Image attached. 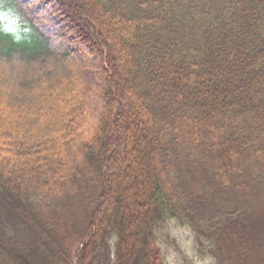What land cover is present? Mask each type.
<instances>
[{
	"label": "trees",
	"instance_id": "obj_1",
	"mask_svg": "<svg viewBox=\"0 0 264 264\" xmlns=\"http://www.w3.org/2000/svg\"><path fill=\"white\" fill-rule=\"evenodd\" d=\"M84 2L101 22L81 0H0L21 27L14 35L0 22V64L32 73L47 67L58 57L56 22L66 16L93 39L102 62L82 74L111 64L116 85L114 96L89 103L96 120L83 111L86 102L77 108L67 101L83 114L71 120V139L89 138L76 162L51 158L61 149L56 142L45 155L40 146L31 154L0 149L9 153L0 163V264H23L29 256L34 264H74L73 258L76 264H130L134 243L132 249L125 239L135 240V226L144 233L139 264L146 258L162 264L150 236L173 220L204 242L201 255L219 234L232 256L238 247L232 239L246 244L252 227H264L263 209L244 208L264 206V0ZM107 18L122 26H107L104 38L100 25ZM40 81H21L20 90ZM133 131L147 140L140 151ZM25 157L40 167L24 168ZM64 221L84 227L62 236ZM30 223L36 224L31 231ZM20 226L24 230H16ZM18 236L29 246L22 256L11 247ZM221 246L218 241L216 252L227 264ZM260 247L244 264H264V238Z\"/></svg>",
	"mask_w": 264,
	"mask_h": 264
},
{
	"label": "rangeland",
	"instance_id": "obj_2",
	"mask_svg": "<svg viewBox=\"0 0 264 264\" xmlns=\"http://www.w3.org/2000/svg\"><path fill=\"white\" fill-rule=\"evenodd\" d=\"M51 4L54 8H57L58 6L56 2H52ZM81 4L82 8L87 10L91 7L88 4L86 5L84 0H81ZM78 8L76 7L72 10L76 12L78 15L77 17L81 18L82 15L79 13L80 8ZM59 9L62 11L61 6ZM41 10H43V15H48L47 9L42 8ZM90 13V16L94 17L97 21H100L98 17L93 15L94 13L92 10ZM108 19L109 18L104 20L105 24L101 23L100 25V32L104 38L107 37V26H109V28H117L118 30H120V26H122V23H118L113 19ZM81 21L82 20H78L77 22L81 23ZM0 22L4 29L9 33L18 35L21 31V27L17 20L12 15H9L8 11L1 5ZM56 25L60 30V35L54 42L56 45L54 51L58 57H54L47 67H43L39 71L32 73L26 71L23 67H11L0 64V149L2 147H12V149L19 148L22 151H26L25 154H31L33 150L40 146L43 147L44 152L42 153L45 155L49 148L53 149V147L58 144L61 149L53 154L51 158L62 160L66 155L67 158L69 157V159L76 162V156H78V154L76 155L77 149L81 150L82 147L88 143L89 138L81 135L71 139V136L69 135L73 131L71 120L76 117L79 120L81 114L79 113V115L76 111L72 110L74 108L71 109L67 101L72 98L75 102L74 107L77 106V108H79L78 106L80 103L86 102L87 104L82 106L83 111L89 115V119L96 120L97 110L91 111V104L89 103H97L96 99L103 100L104 93L107 95H110L108 93H111L114 96L113 92H115L116 88L115 79L113 78L114 71L111 64L109 65L108 62L109 66L104 70L102 69V71L98 72L94 71L91 76L83 75V72L92 70L93 65H102L93 39L91 37L92 40L89 37H85V33L76 26L77 23L72 22V19L66 16L58 19ZM73 39L76 40L75 43ZM69 54L74 58L68 57ZM33 78L35 80H42L39 83L40 86H38V88L34 87L31 91L22 92L20 90V82L23 81L28 85V82L33 80ZM115 103L116 101H114L112 107H119V105L116 106ZM81 116L83 117V114ZM133 133L134 137H138V139L135 137L137 139L136 149L137 151H140L147 144V140H139V136L136 132L133 131ZM54 142L57 144L52 145ZM8 154L1 152L0 150V163L4 161V158ZM138 154L140 160H143V154H140V152ZM28 158L29 157H25L24 160H21V164L23 163L22 165H24V161H27L24 168H36V165L40 167L39 164H35L33 160L29 161ZM9 169L12 170V172L13 170H18L15 167ZM42 172L43 171H39L41 174ZM46 174L48 175V173L44 172L42 175L45 176ZM196 181L200 182L198 179ZM202 184L201 186L203 188L205 187L209 189L207 183L205 185ZM258 204H255L256 206L247 205L244 208L250 211L257 209L259 212L263 209L261 213L264 214V206L258 207ZM73 215L75 214L72 212L71 217ZM27 216H31V214L28 213ZM17 217L19 218V215H17ZM19 222L23 224V220L20 218ZM70 222L66 221L62 226L63 228H60L62 236L71 235L77 229H79V232L82 231V228L84 227L83 225H76ZM69 223L73 227H70V229L67 230ZM42 226L46 227V225ZM134 228L135 240L133 236L130 238V236L127 235L125 241L128 246L132 247V249L134 243L133 252L129 257L130 264H139L142 262L141 257L142 254H144L142 252L144 251V248L141 243L143 242L141 236L144 233L141 227L135 226ZM21 229L24 230L21 226L16 227V230L18 231ZM63 231L65 232L63 233ZM263 231L264 227H252V231L245 237L246 240L244 242H246V244L243 243L242 239H232V243L238 244L236 250L232 251V256L230 255L231 250H229V253L225 244L226 242L222 240V236L218 237L219 234L215 235L217 239L214 241V244L211 246L207 245V254L204 253L201 255V249L206 246L204 245V242L200 241L198 237L196 238L194 232L189 227L183 226L176 221H170L159 230V233L154 231L153 234H151L150 237H153L154 241L151 242L152 245L150 246V249L153 251L154 248H157L160 252V258L163 261V264H221L214 261L217 257L212 255L213 251L216 252L217 243L219 241V243L223 242V246H221L224 255L222 258L223 261L227 264H244L243 261L245 259L254 257L259 248L262 249L260 246L264 238ZM225 236H234V233H226ZM154 242H157L159 245L157 243L154 245ZM12 245V249L18 253L17 256H22L23 251L26 248H29L28 243L26 244L23 238H21L19 243H13ZM209 250L212 253H210ZM240 254L243 255L242 259L240 258L242 257ZM26 255L27 254H25V256ZM22 259L23 262H20L23 264H34L33 261L37 260L36 258L33 259L31 256ZM146 260V264H156L153 263L150 258H146ZM41 262L42 261L39 263Z\"/></svg>",
	"mask_w": 264,
	"mask_h": 264
},
{
	"label": "bare ground",
	"instance_id": "obj_3",
	"mask_svg": "<svg viewBox=\"0 0 264 264\" xmlns=\"http://www.w3.org/2000/svg\"><path fill=\"white\" fill-rule=\"evenodd\" d=\"M0 5L3 7V5H2V3H0ZM4 8V7H3ZM5 9V8H4ZM6 10V9H5ZM9 13V12H8ZM9 15H10V13H9ZM2 24V23H1ZM264 25V24H263ZM3 29H4V27H3ZM5 30V29H4ZM6 31V30H5ZM215 187L216 188H218L221 184H222V181L220 180V179H218V180H216L215 182ZM245 211V210H244ZM36 219L37 220H39V221H37V222H41L40 224H42V225H46V223H45V219L44 220H41V218H39L38 216H36ZM174 222L176 221V222H178L177 220H173ZM36 222V223H37ZM33 223H30V224H27L26 226H28L27 228L31 231L34 227H32V226H35L36 224L34 223L33 225H32ZM179 224H181V223H179ZM53 226V225H52ZM184 226V225H183ZM43 228V231L44 230H49L50 228L49 227H47V225H46V227H42ZM48 228V229H47ZM17 239H18V241H20L21 240V238H20V236H18L17 237ZM24 240H25V238H23ZM87 242V241H86ZM85 244V243H84ZM84 245H82V247H83ZM212 255L213 256H215V257H217L214 261H217L218 263H220V259L218 258V256H220V252L219 251H217L216 253H212ZM159 261L160 262H162V264H163V261L161 260V258H160V255H159ZM72 262L74 263V264H76L77 262H78V259L77 258H73L72 259Z\"/></svg>",
	"mask_w": 264,
	"mask_h": 264
}]
</instances>
